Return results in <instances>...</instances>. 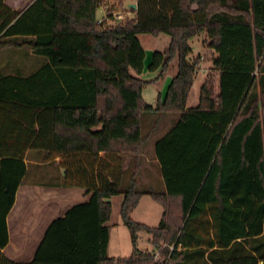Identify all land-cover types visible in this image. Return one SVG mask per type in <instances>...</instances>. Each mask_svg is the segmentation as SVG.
I'll return each instance as SVG.
<instances>
[{
	"label": "trees",
	"instance_id": "obj_1",
	"mask_svg": "<svg viewBox=\"0 0 264 264\" xmlns=\"http://www.w3.org/2000/svg\"><path fill=\"white\" fill-rule=\"evenodd\" d=\"M102 1L35 0L15 12L0 0V49L27 46L49 61L0 79V250L25 154L36 151L90 198L48 226L28 264H264V0H135L134 18L116 25L97 24ZM161 34L169 45L148 71L161 77L176 59L177 73L153 108L138 36ZM201 34L213 74L187 110L189 41ZM147 114L177 116L155 144L163 192L136 189ZM125 155L134 165L123 188ZM119 195L132 251L113 259L106 224ZM143 195L163 209L156 228L131 219ZM140 232L153 253L139 250Z\"/></svg>",
	"mask_w": 264,
	"mask_h": 264
},
{
	"label": "rangeland",
	"instance_id": "obj_2",
	"mask_svg": "<svg viewBox=\"0 0 264 264\" xmlns=\"http://www.w3.org/2000/svg\"><path fill=\"white\" fill-rule=\"evenodd\" d=\"M107 7L110 8L111 13L115 12L122 16L119 20L122 23L126 20H130L132 15L130 14V8L128 4H135V0H107ZM113 17V16H111ZM114 23H112L113 25ZM205 34L194 37L189 41L192 49V54L189 57L192 61H197V70L194 76V83L188 94L186 109H191L197 106L200 87L205 78V72H201L202 69L209 62V56L204 52V40ZM139 42L145 52L144 70L143 73L138 76L139 79L144 81H153L146 84L142 90V97L144 101L156 108L159 96H164L166 89L175 77L177 73V61L176 59L170 65V68L164 76H159V70L156 72H149L148 67L152 61V55L154 52L164 53L170 42V38L167 35H158L156 37L151 35H139ZM29 50L27 46L18 49H0V72L5 73L12 63H27ZM35 63L40 62V58H33ZM30 63H34L31 61ZM210 71V70H209ZM135 75L134 72H132ZM210 74V73H209ZM177 116L167 115L161 118L158 122V114H147L141 119V134L144 138L143 155L139 161V171L136 174V189L142 192H163L165 185L162 180L160 167L155 158V144L160 140L169 129L176 122ZM39 154H41L39 152ZM29 169H42L51 172V178L48 180L56 181L58 166L56 164H49L40 167L29 165ZM133 171V161L130 156L124 160V174L122 180V187L126 188L129 185L130 178ZM47 180V179H46ZM113 202V212L111 220L108 223L110 231V239L108 243V257L113 259L128 258L131 255V235L120 218V204L121 195L111 199ZM163 213L162 207L154 202L148 195H143L138 207L131 214V219L141 225H145L150 228H156ZM138 243L141 246L142 251L153 253V247L150 245V236L145 232L138 234Z\"/></svg>",
	"mask_w": 264,
	"mask_h": 264
},
{
	"label": "crops",
	"instance_id": "obj_3",
	"mask_svg": "<svg viewBox=\"0 0 264 264\" xmlns=\"http://www.w3.org/2000/svg\"><path fill=\"white\" fill-rule=\"evenodd\" d=\"M3 1L11 10L15 12H23L35 0H3ZM106 1L107 0H103L101 7L97 10L96 22L98 23L99 21L102 20L106 22L108 25H112V23H114L113 25H116L120 21L116 20L115 17H111L112 16L111 14H114L115 12L111 13L110 8L107 7ZM130 5L131 4H128L127 6L130 8ZM130 14L132 15L131 19H133L134 13L130 12ZM106 17H108V19L105 21ZM27 48L29 50L28 57L30 61L21 64H17V63L10 64L9 67L11 68L7 69L5 73L0 72V79L3 77L28 78L31 75H33L35 72H37L42 66H45L49 63V61L45 57L35 55L32 49H30L29 47ZM35 57L40 58L41 61L35 63V61L32 60ZM31 61L34 63V66L32 63H30ZM206 66L208 67L201 70V72L203 71L205 72V78L202 82V85L207 79L208 75L213 74L212 62L211 61L207 62ZM168 70L165 73H167ZM165 73L162 76H164ZM198 101H199V97H198ZM163 117L158 116V122ZM142 155L143 153L139 157V161ZM127 156L128 155H125L123 157L124 160L127 158ZM131 159L132 161H134L132 157ZM24 162L26 165L25 176L22 180V183L20 184V186L16 191L13 206L11 207L6 217L8 243L5 248L0 250V257H4L9 261L18 264H28L33 260L36 250L40 242L42 241L48 226L55 219L64 217L65 214L73 207L88 202L90 198V194L86 195L85 190L83 189L64 187L63 170L60 169L59 167L57 171L58 173H57L56 181L48 180V178L49 179L51 178V174H52L49 171H45L42 169L30 170L29 165H33L35 167L43 166L42 154H39V152L28 151L25 154ZM49 164H56V163L51 162L44 165H49ZM121 198H122L121 200L122 203L123 201L122 195ZM111 199L109 200V202L111 203V208H112L111 215H112L113 202ZM110 220H111V216H110ZM108 223L106 224L107 227H108ZM109 239H110V231H109ZM138 247L139 250H141V246L139 245V243H138ZM107 255H108V247H107Z\"/></svg>",
	"mask_w": 264,
	"mask_h": 264
},
{
	"label": "built area",
	"instance_id": "obj_4",
	"mask_svg": "<svg viewBox=\"0 0 264 264\" xmlns=\"http://www.w3.org/2000/svg\"><path fill=\"white\" fill-rule=\"evenodd\" d=\"M113 17H115L116 18V20H121L122 19V16L120 15V14H117V13H114V14H111ZM108 19V17H106L105 18V21ZM102 22V20L101 21H99L97 24H100Z\"/></svg>",
	"mask_w": 264,
	"mask_h": 264
},
{
	"label": "water",
	"instance_id": "obj_5",
	"mask_svg": "<svg viewBox=\"0 0 264 264\" xmlns=\"http://www.w3.org/2000/svg\"><path fill=\"white\" fill-rule=\"evenodd\" d=\"M130 9H136V5L135 4H133V5H130Z\"/></svg>",
	"mask_w": 264,
	"mask_h": 264
}]
</instances>
